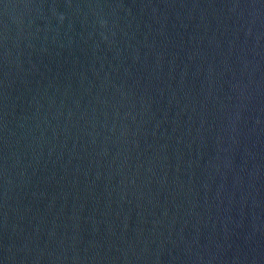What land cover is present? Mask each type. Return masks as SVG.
I'll list each match as a JSON object with an SVG mask.
<instances>
[{
  "label": "water",
  "instance_id": "water-1",
  "mask_svg": "<svg viewBox=\"0 0 264 264\" xmlns=\"http://www.w3.org/2000/svg\"><path fill=\"white\" fill-rule=\"evenodd\" d=\"M0 264H264V0H0Z\"/></svg>",
  "mask_w": 264,
  "mask_h": 264
}]
</instances>
